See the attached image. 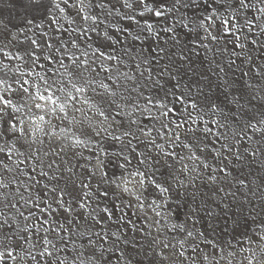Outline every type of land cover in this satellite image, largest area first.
Returning <instances> with one entry per match:
<instances>
[{
	"label": "snow or ice",
	"instance_id": "snow-or-ice-1",
	"mask_svg": "<svg viewBox=\"0 0 264 264\" xmlns=\"http://www.w3.org/2000/svg\"><path fill=\"white\" fill-rule=\"evenodd\" d=\"M0 14V264H264V0H27Z\"/></svg>",
	"mask_w": 264,
	"mask_h": 264
},
{
	"label": "bare ground",
	"instance_id": "bare-ground-1",
	"mask_svg": "<svg viewBox=\"0 0 264 264\" xmlns=\"http://www.w3.org/2000/svg\"><path fill=\"white\" fill-rule=\"evenodd\" d=\"M27 0H0V14L3 16H11L15 20L24 14L23 5Z\"/></svg>",
	"mask_w": 264,
	"mask_h": 264
}]
</instances>
